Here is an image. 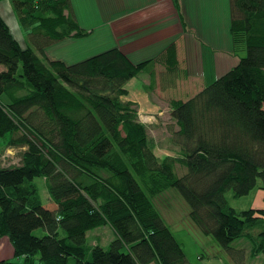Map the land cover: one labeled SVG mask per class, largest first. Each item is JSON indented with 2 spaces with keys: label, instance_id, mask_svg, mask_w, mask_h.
<instances>
[{
  "label": "trees",
  "instance_id": "trees-1",
  "mask_svg": "<svg viewBox=\"0 0 264 264\" xmlns=\"http://www.w3.org/2000/svg\"><path fill=\"white\" fill-rule=\"evenodd\" d=\"M10 2L34 48L0 15V238L17 260L0 264H191L154 203L171 188L233 261L244 239L254 257L264 255V209L240 212L226 197L264 190V0H230L235 53L246 56L194 97L170 102L177 154L165 158L126 85L146 72L154 84L160 64L178 78L176 43L139 64L119 48L67 64L47 49L92 35L71 0ZM103 227L115 239L91 244L88 234Z\"/></svg>",
  "mask_w": 264,
  "mask_h": 264
},
{
  "label": "crops",
  "instance_id": "crops-1",
  "mask_svg": "<svg viewBox=\"0 0 264 264\" xmlns=\"http://www.w3.org/2000/svg\"><path fill=\"white\" fill-rule=\"evenodd\" d=\"M71 2L81 28L91 31L92 35L63 43L79 42L94 53L99 49L105 52L119 48L135 64L160 56L171 44L176 43L180 72L178 78L172 76L169 80L164 67L160 64L155 66L157 73L155 84L151 83V75L146 72L139 78L130 80L126 85L129 92L126 100L137 104L139 117L142 114L162 116L165 109L162 106L165 104L164 92L175 94L180 92L183 98L174 99L182 101L194 97L207 85L233 69L245 53H235L230 27L232 22L230 0H179L186 25L174 0H71ZM2 9L8 13L11 20L14 18L17 21L10 0L0 2L1 16ZM2 17L6 22L5 17ZM6 23L10 26L8 22ZM53 60L62 61L55 57ZM163 81L170 85L164 84L161 87L160 83ZM154 91L158 92L159 96L153 94ZM242 200L249 201L246 209H264V190L256 189L250 195L235 201ZM230 203L236 209L235 205ZM169 222L167 224L170 225ZM96 238H98L96 244L101 245L102 238L99 236ZM4 241L8 240L2 239L1 243ZM238 249L241 252L246 250V253L251 250L250 246L245 244ZM250 254L254 257L252 252Z\"/></svg>",
  "mask_w": 264,
  "mask_h": 264
},
{
  "label": "rangeland",
  "instance_id": "rangeland-1",
  "mask_svg": "<svg viewBox=\"0 0 264 264\" xmlns=\"http://www.w3.org/2000/svg\"><path fill=\"white\" fill-rule=\"evenodd\" d=\"M3 10L4 9H2L1 14L5 17L6 22H8L10 25L13 36L23 47H26L28 44L31 46V42H29L28 38L23 36L21 28L16 19L12 18L11 20V17L8 16V13H6L5 10V13H3ZM63 42L64 41L55 43L52 45V47L47 49V57L51 59L55 57L68 64H74L76 62H81L87 58H90V54H93L91 56L93 57L96 55L95 53H103V50L100 49L95 50L94 53V51L92 52L86 46L80 45L79 42ZM244 56H246V52L244 53ZM160 84L161 87L164 84L170 85L165 81L161 82ZM147 87L149 88L150 86ZM153 94L158 95V92L154 91ZM163 97L165 104H162V106L165 109L162 116L156 115L152 117L150 115L144 114L140 116L141 121L144 122L149 128V136L154 141V149L160 158H165V156H176L177 154V149L172 144L170 126L173 125V122L171 120V116H169V112L171 108L170 102L173 101L174 98H183V94L180 92L177 94H175V92H164ZM11 150L12 149H9L7 153ZM12 152L13 155L10 156L13 158L12 162H19L17 150H13ZM176 170L180 176L187 172L186 169L180 167H176ZM37 183L41 189V196L43 197L44 203L47 205L50 204L51 198L49 197L47 188L45 187V180L38 179ZM226 197L240 212L246 209L247 203H249L248 200L235 201L236 199H233L232 191L228 192ZM154 203L156 204L160 214L164 216L167 222L170 221L169 223L172 232L175 234L178 242L183 245L185 253L188 256L191 264H264L263 254L259 256L257 255L256 257H251V252L248 251L246 253V250L245 252H242L243 254L239 252V254H237L238 258L235 257L237 260L234 259L233 261L231 255L224 249V247L216 242L213 236L205 235L202 233V231H200L196 224L192 222L190 217V207L188 206L187 202L184 201L178 190L173 188L166 190V193H163L154 199ZM89 234V242L91 244H96V241L98 240V238H96L97 236L102 238L100 241L102 246L109 245V243L114 239L113 233L109 227L98 228ZM35 235L37 237L43 236L45 235V231L42 228H39L37 231H35ZM1 241L2 239L0 238V260L11 259L13 261H17L13 257L14 253L11 242L4 241L1 243ZM244 244L245 246H250L251 248L250 242L245 239L244 241H236L235 243L236 247H241Z\"/></svg>",
  "mask_w": 264,
  "mask_h": 264
},
{
  "label": "built area",
  "instance_id": "built-area-1",
  "mask_svg": "<svg viewBox=\"0 0 264 264\" xmlns=\"http://www.w3.org/2000/svg\"><path fill=\"white\" fill-rule=\"evenodd\" d=\"M11 153H12V151H9V152L7 153V155L10 156ZM13 163H14V162H13Z\"/></svg>",
  "mask_w": 264,
  "mask_h": 264
},
{
  "label": "bare ground",
  "instance_id": "bare-ground-1",
  "mask_svg": "<svg viewBox=\"0 0 264 264\" xmlns=\"http://www.w3.org/2000/svg\"><path fill=\"white\" fill-rule=\"evenodd\" d=\"M153 117V116H152ZM13 155V152L11 153V155L10 156H12Z\"/></svg>",
  "mask_w": 264,
  "mask_h": 264
}]
</instances>
